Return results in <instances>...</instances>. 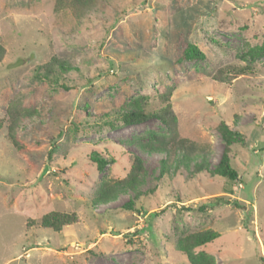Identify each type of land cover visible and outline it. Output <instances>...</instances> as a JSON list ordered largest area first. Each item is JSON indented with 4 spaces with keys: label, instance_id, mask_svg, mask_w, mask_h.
Here are the masks:
<instances>
[{
    "label": "rangeland",
    "instance_id": "rangeland-1",
    "mask_svg": "<svg viewBox=\"0 0 264 264\" xmlns=\"http://www.w3.org/2000/svg\"><path fill=\"white\" fill-rule=\"evenodd\" d=\"M55 3L0 0V119L10 106L32 114L15 145L0 126V264H191L177 241L205 230L220 237L194 254L264 264V57L242 58L263 42L264 0H97L81 18ZM185 42L206 58L180 63ZM50 63L60 74L38 80ZM229 64L253 71L220 75ZM170 90L180 132L206 153L207 170L181 162L161 177L164 156L142 149L151 133L167 134L161 122L112 130L101 118L142 98L158 109ZM221 122L242 137L231 154L237 181L211 174ZM92 152L115 163L99 171ZM129 153L146 167L134 188L123 184ZM104 187L114 190L105 202ZM53 212L79 221L43 228Z\"/></svg>",
    "mask_w": 264,
    "mask_h": 264
},
{
    "label": "trees",
    "instance_id": "trees-1",
    "mask_svg": "<svg viewBox=\"0 0 264 264\" xmlns=\"http://www.w3.org/2000/svg\"><path fill=\"white\" fill-rule=\"evenodd\" d=\"M97 0H56L55 9L57 11L62 9H69L76 16V18H81L83 14L90 10V8L96 3ZM184 46L183 52L179 59L180 63L183 62H196L199 60H204L206 58L204 52H202L198 46L195 44L185 42L182 44ZM6 54V50L3 45L0 44V63L3 61ZM264 57V39L261 45L248 48L244 54L243 59L249 61L251 64L256 60ZM58 68L64 72H71L72 68L70 66H64L62 64H57ZM54 64H46L40 67V70L36 73L38 80L42 82H52L55 77L60 73L54 68ZM253 71L251 66H240L229 64L224 68L219 70L220 75L237 76L249 74ZM57 81V80H55ZM171 91L167 92L165 95L161 96V101L163 105L158 109L152 111H147V99H138L132 106H123L115 115L112 117L110 114L104 113L103 122L109 129L117 130L119 128L130 127L134 125H141L150 120H158L161 122L166 130L167 134H156L151 133L148 144H144L142 149L147 153H159L164 156L160 161V176L168 175L172 167L177 169V164L191 163L193 161L199 160L196 164V171L207 170L208 165L205 157V152L203 149L194 143L189 138L184 137L180 132V127L177 119V115L173 110L170 96ZM87 110V107L85 108ZM31 112L27 109H20L16 106H10L5 116L0 119V126L2 123L7 124L8 137L14 143L17 144L16 131L20 126L21 122L27 118H32ZM88 117L90 114H87ZM89 125V122H85ZM219 131L222 135L223 140V150L221 158L218 164L211 170V174L219 176L222 178L229 179L231 181H237L239 178V173L233 166L232 162V152L233 146L241 141V135L238 132H234L230 127L221 122L219 126ZM132 158L131 170L127 178L123 181L126 184L134 188L135 183L146 173L145 162L143 158L137 154L129 153ZM89 160L97 166L99 171H103L105 167L111 163H115V158L107 155L103 156L97 152H92L89 156ZM105 188V187H104ZM114 190L111 188L109 190L102 189L99 192V198L101 200L108 201L112 198ZM126 209H134L135 204L129 202L124 205ZM204 209V208H203ZM77 214H67V213H57L53 212L47 214L42 218L41 226L45 229H51L53 231H60L63 226L78 223ZM220 234L214 230H205L202 232H196L189 234L185 237L180 238L177 241V249L183 252L191 264H214V260L207 253L201 251L198 254H194V250L207 243L213 242L218 239Z\"/></svg>",
    "mask_w": 264,
    "mask_h": 264
}]
</instances>
